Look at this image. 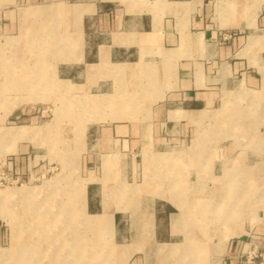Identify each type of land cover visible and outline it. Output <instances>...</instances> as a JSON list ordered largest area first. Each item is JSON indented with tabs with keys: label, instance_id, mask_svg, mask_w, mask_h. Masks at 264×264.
I'll return each mask as SVG.
<instances>
[{
	"label": "crops",
	"instance_id": "1",
	"mask_svg": "<svg viewBox=\"0 0 264 264\" xmlns=\"http://www.w3.org/2000/svg\"><path fill=\"white\" fill-rule=\"evenodd\" d=\"M64 25L65 39L49 37L58 41L57 77L100 88L104 92L93 95L105 97L118 94L106 92L116 81L126 82L118 85V95L124 96V88L140 89L135 103L143 112L136 118L158 126L134 132L129 124L108 123L87 132L80 157L87 179L82 214L113 225L114 241H125L121 245L134 264H240L252 228L264 235V219L258 226L228 223L218 253L182 233H205L192 223L193 214L203 215L194 210L210 206L216 212L223 201L249 200L254 164L264 160L255 161L256 151L264 149V0H0V41L15 40L22 30L56 34ZM32 39L49 40L31 35L19 52L23 56H31ZM9 73L23 80L22 88H32L31 65ZM204 113L213 118L206 137L216 147L185 146L177 156L176 136L186 142L193 120ZM237 119L246 127L233 132H250L249 147L219 146L234 134L226 127ZM26 159L20 152L7 163L17 169ZM209 167L215 171L208 180L186 176V169ZM235 170L248 180L237 182ZM146 230L147 241L137 235ZM172 244L178 253L170 251ZM192 246L199 257L190 255Z\"/></svg>",
	"mask_w": 264,
	"mask_h": 264
},
{
	"label": "rangeland",
	"instance_id": "2",
	"mask_svg": "<svg viewBox=\"0 0 264 264\" xmlns=\"http://www.w3.org/2000/svg\"><path fill=\"white\" fill-rule=\"evenodd\" d=\"M62 31L46 35L44 32L31 34L22 30L15 40L0 41V116L14 108L5 119L0 120V264H134L127 246L121 245L125 241L120 237L116 238L122 241H117L120 244L114 241L113 225L108 227L105 222L103 226V223L94 222L96 216L82 214L87 179H84L81 170L80 157L87 132L91 129L97 130L108 123H125L131 126L132 131L138 132L146 128L157 129V122L136 118L137 113L143 112L142 107L135 103L142 96L138 88H124V96H114L106 104L87 106L86 102L94 99L93 94L104 91L91 88L88 84H82L85 85L82 88L75 85L76 81L57 77L55 69L61 56L54 54L58 41L49 37L65 39L67 25ZM31 35L33 38L46 36L49 40L32 39L31 56H23L19 52ZM62 39H58L59 43L65 41L70 45L69 41ZM24 65L32 66V88H22L23 80L15 81L9 73L10 69L17 70ZM40 76L43 81H40ZM115 84L106 92L116 91L119 94L118 85L124 86L126 82L118 80ZM126 92L129 96L125 95ZM121 118L124 120L119 121ZM232 123L226 127L230 132L246 127L238 119ZM212 124L213 118L207 113L195 118L186 142L181 140L183 137L176 136V155L180 156L182 153L179 152L185 146L192 151L205 146H213L214 149L216 142H210L206 137ZM15 126L25 127L28 135L17 138L2 135L3 129ZM165 131L169 132L168 129ZM233 133L235 135L230 133L221 138L219 146L233 144L239 149H247L250 132ZM199 140L201 145L197 143ZM261 150L264 149L256 151L255 161L264 157ZM20 152H26L28 160L20 164L17 171L15 167L10 168L7 161L9 157L19 156ZM254 166L255 178L249 183V200L223 201L216 212L210 206L206 211L194 210L196 213L203 212V215L193 214L192 223L205 233L182 235L191 242L201 239L207 243L209 253H218L221 247L216 245L226 239L223 230L228 223L238 225L249 220L252 225L256 223L258 226L264 219V160ZM214 171L210 167L186 169V172H191L186 176L193 181L206 180ZM234 172L237 182L242 184V181L248 180L242 177L244 174L239 170ZM16 176L20 178L17 180ZM228 176L230 180L232 173ZM241 184L240 189L243 188ZM230 212L237 214L229 220L227 216H222ZM221 222L223 224H219ZM94 224L95 227L92 226ZM254 229L247 235V246L240 264H264V235L257 234ZM137 235L145 241L151 239L148 230ZM192 247L194 250L190 255L199 257L201 251L196 246ZM178 251V246L171 250L174 253ZM144 253L146 256L151 254L149 250ZM248 255L252 257V262L246 260Z\"/></svg>",
	"mask_w": 264,
	"mask_h": 264
},
{
	"label": "bare ground",
	"instance_id": "3",
	"mask_svg": "<svg viewBox=\"0 0 264 264\" xmlns=\"http://www.w3.org/2000/svg\"><path fill=\"white\" fill-rule=\"evenodd\" d=\"M19 85V84H18ZM110 96V98H109ZM118 97V94H115V95H108L106 96V98L108 99H101V98H104L105 96H95L94 99H91L89 100L88 102H86L87 106H93L95 104L96 105H100V104H106L107 102L109 101H112L114 98L112 97ZM226 96V95H225ZM93 104V105H92ZM109 104V103H108ZM94 106V107H95ZM100 107V106H99ZM99 109V108H98ZM29 132H27V130H25V127H22V126H15V127H11V128H5L3 129V132H2V135L5 136V137H9V138H17V137H20L22 135H28ZM146 245V244H145ZM177 245L175 244H172L170 246V251L172 250V248H176ZM146 248V246H145ZM154 253V252H153ZM153 257V256H152Z\"/></svg>",
	"mask_w": 264,
	"mask_h": 264
},
{
	"label": "built area",
	"instance_id": "4",
	"mask_svg": "<svg viewBox=\"0 0 264 264\" xmlns=\"http://www.w3.org/2000/svg\"><path fill=\"white\" fill-rule=\"evenodd\" d=\"M15 178L18 180L20 177L16 176ZM246 260H247L248 262H252V261H251V260H252V257L248 255V256H246Z\"/></svg>",
	"mask_w": 264,
	"mask_h": 264
}]
</instances>
